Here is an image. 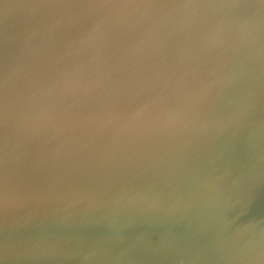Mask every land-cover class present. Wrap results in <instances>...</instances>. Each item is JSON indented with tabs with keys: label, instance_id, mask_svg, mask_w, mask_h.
I'll return each mask as SVG.
<instances>
[{
	"label": "water",
	"instance_id": "95a60500",
	"mask_svg": "<svg viewBox=\"0 0 264 264\" xmlns=\"http://www.w3.org/2000/svg\"><path fill=\"white\" fill-rule=\"evenodd\" d=\"M0 264H264V0H0Z\"/></svg>",
	"mask_w": 264,
	"mask_h": 264
}]
</instances>
